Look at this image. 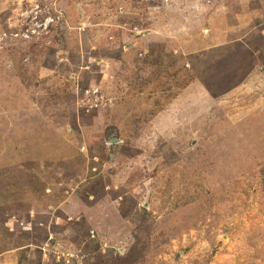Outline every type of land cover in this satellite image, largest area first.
Listing matches in <instances>:
<instances>
[{"label": "rangeland", "instance_id": "rangeland-1", "mask_svg": "<svg viewBox=\"0 0 264 264\" xmlns=\"http://www.w3.org/2000/svg\"><path fill=\"white\" fill-rule=\"evenodd\" d=\"M0 264H264V0H0Z\"/></svg>", "mask_w": 264, "mask_h": 264}, {"label": "built area", "instance_id": "built-area-1", "mask_svg": "<svg viewBox=\"0 0 264 264\" xmlns=\"http://www.w3.org/2000/svg\"><path fill=\"white\" fill-rule=\"evenodd\" d=\"M111 142L113 143L114 142V139Z\"/></svg>", "mask_w": 264, "mask_h": 264}]
</instances>
